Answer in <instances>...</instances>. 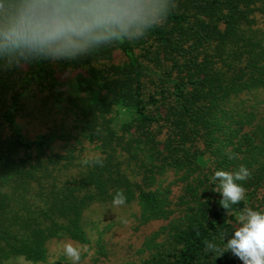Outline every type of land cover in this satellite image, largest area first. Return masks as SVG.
<instances>
[{"label": "trees", "instance_id": "16d2710c", "mask_svg": "<svg viewBox=\"0 0 264 264\" xmlns=\"http://www.w3.org/2000/svg\"><path fill=\"white\" fill-rule=\"evenodd\" d=\"M175 2L141 39L0 62V264L46 263L54 240L89 244L85 213L118 190L141 225L163 223L137 264H243L205 242L223 249L245 208L264 213V126L247 132L254 113L235 102L264 97V0ZM35 94L57 118L33 137L19 120ZM241 165L251 176L228 215L213 176Z\"/></svg>", "mask_w": 264, "mask_h": 264}, {"label": "clouds", "instance_id": "9594fccd", "mask_svg": "<svg viewBox=\"0 0 264 264\" xmlns=\"http://www.w3.org/2000/svg\"><path fill=\"white\" fill-rule=\"evenodd\" d=\"M175 7V0H0V62L75 60L116 41L143 38ZM250 176L244 165L235 172L215 171L220 187L214 191L228 215L230 206L245 198L246 189L236 182ZM126 199L118 190L112 203L121 206ZM238 220L223 249L206 241L205 251L216 258L231 251L243 264H264V213L245 208ZM64 254L79 264L81 250L73 242L65 243Z\"/></svg>", "mask_w": 264, "mask_h": 264}, {"label": "rangeland", "instance_id": "374dc122", "mask_svg": "<svg viewBox=\"0 0 264 264\" xmlns=\"http://www.w3.org/2000/svg\"><path fill=\"white\" fill-rule=\"evenodd\" d=\"M241 109L252 112L255 116L254 125L247 126V132H259L258 127L264 126V97L259 94L243 95L237 99ZM47 101L42 95L32 97L31 109L27 116L21 121L23 132L28 136H37L46 133L48 128L54 124L57 116L49 114ZM55 115V117H54ZM71 146H77L76 141ZM85 154L90 155L91 149L88 143ZM140 209L137 203L115 206L113 203L95 204L85 213V225L89 235V244H80L76 241L63 239L54 240L49 243V258L46 263L39 264H71L70 258L64 254V245L73 242L81 250L79 264H137L143 258V249L148 238L162 228V222H154L141 225L139 223ZM9 264H34L24 259L13 261Z\"/></svg>", "mask_w": 264, "mask_h": 264}]
</instances>
